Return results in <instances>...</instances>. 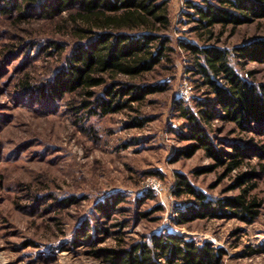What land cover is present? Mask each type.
Returning a JSON list of instances; mask_svg holds the SVG:
<instances>
[{"label": "rangeland", "instance_id": "obj_1", "mask_svg": "<svg viewBox=\"0 0 264 264\" xmlns=\"http://www.w3.org/2000/svg\"><path fill=\"white\" fill-rule=\"evenodd\" d=\"M167 1L171 51L134 80L161 89L98 116L76 112L84 93L55 100L40 96L39 87L78 43L64 23L2 14L0 0V264H111L112 249L165 234L200 246L211 243L224 252L221 264H264V127L224 120L220 107L207 119L201 111L214 94L197 71L195 55L183 46L225 49L243 79L264 85V62L236 56L238 46L264 40V19L235 28L217 24L210 38L190 6L204 7L206 0ZM51 41L64 51L50 48ZM104 88H95L96 96ZM179 101L211 145L222 150L223 162L190 137L195 122L183 115ZM239 151L241 166L229 170L230 154ZM179 175L206 201L246 193L258 203V215L251 223L232 213L183 221L182 213L198 200L175 194ZM154 183L157 190L151 189ZM113 196L124 201L103 216L97 207Z\"/></svg>", "mask_w": 264, "mask_h": 264}, {"label": "trees", "instance_id": "obj_2", "mask_svg": "<svg viewBox=\"0 0 264 264\" xmlns=\"http://www.w3.org/2000/svg\"><path fill=\"white\" fill-rule=\"evenodd\" d=\"M1 13H17L19 19L28 14L41 19L64 23L69 34L77 40L66 63L53 77L39 87L41 98L55 100L66 94H85L76 112L104 116L119 112L129 102L140 101L149 93L161 87L134 83V80L153 71L168 57L171 47L166 35L171 21L167 0H4ZM204 7L190 3L198 14L200 27L212 38V29L217 24L232 25L234 28L264 19V0H206ZM59 52L65 46L50 42ZM183 46L195 55L197 71L205 77L214 101L209 108L206 104L201 113L207 119L213 118L212 109L220 107L222 118L233 121L240 127H250L252 123L264 127V85H255L243 79L230 62V53L218 46L198 47L193 44ZM236 56L245 60L264 62V40L253 39L251 44L238 46ZM131 81H116L119 77ZM108 78L111 81H108ZM223 78L225 83H219ZM133 81V82H132ZM131 82V83H130ZM105 86L103 94L96 96L95 88ZM24 88H29L28 81ZM128 97L125 98V96ZM182 113L194 123L190 137L200 142L208 153L223 162L222 150L215 149L208 137L199 130L195 116L179 101ZM263 126V127H262ZM235 150H238L235 146ZM241 151L230 154L228 169L241 166ZM225 162V161H224ZM240 176L239 178H242ZM175 194L197 197V207L191 206L182 213L183 221L199 216L209 217L235 214L251 223L258 215V203L248 198L246 193L216 202L206 201V196L197 192L183 175L178 176ZM245 182V181H244ZM244 192H246L244 190ZM124 201L121 196L110 197L97 210L110 217ZM234 209H230L233 207ZM89 236V234H87ZM223 250L211 243L200 246L184 236L155 235L149 241L129 248L111 250L107 260L111 264H221Z\"/></svg>", "mask_w": 264, "mask_h": 264}, {"label": "built area", "instance_id": "obj_3", "mask_svg": "<svg viewBox=\"0 0 264 264\" xmlns=\"http://www.w3.org/2000/svg\"><path fill=\"white\" fill-rule=\"evenodd\" d=\"M151 189L152 190H157L158 189V185L156 183L152 184Z\"/></svg>", "mask_w": 264, "mask_h": 264}]
</instances>
